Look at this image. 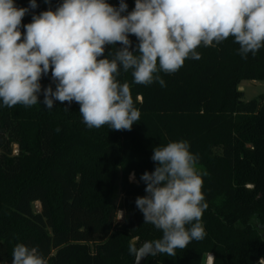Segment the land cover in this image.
Returning a JSON list of instances; mask_svg holds the SVG:
<instances>
[{
  "label": "trees",
  "instance_id": "1",
  "mask_svg": "<svg viewBox=\"0 0 264 264\" xmlns=\"http://www.w3.org/2000/svg\"><path fill=\"white\" fill-rule=\"evenodd\" d=\"M106 2L118 8L121 0ZM123 2L128 8L122 15H127L135 0ZM14 3L28 8L30 0ZM36 3L22 19V33L33 15L54 11L63 0ZM129 39L136 51L138 39L131 34ZM121 47L106 45L100 58L111 59ZM196 51L201 59L189 57L175 73L158 65L163 87L155 80L135 84L132 70L120 69L117 79L130 85L141 112L131 130L88 128L75 101H54L47 109L43 90L55 91L57 83L51 71L41 77L38 104L9 108L0 101V264H12L19 243L36 247L47 264H134L131 240L138 237L139 247L162 237L161 230L144 223L136 206V198L147 195L140 177L158 166L151 158L155 147L180 140L198 154V172L206 173L201 176L206 236L177 249L175 256L150 255L144 264H205L207 255L212 264H259L264 258V95L244 102L239 86L264 82V47L245 59L230 36Z\"/></svg>",
  "mask_w": 264,
  "mask_h": 264
},
{
  "label": "clouds",
  "instance_id": "2",
  "mask_svg": "<svg viewBox=\"0 0 264 264\" xmlns=\"http://www.w3.org/2000/svg\"><path fill=\"white\" fill-rule=\"evenodd\" d=\"M36 7V0L28 8L0 0V101L9 108L38 104L41 77L51 71L56 88L43 90L44 105L51 110L54 101L77 102L90 129L131 130L140 120L130 85L117 79L120 69L132 70L135 84L155 80L163 87L158 65L175 73L189 57L201 59L196 51L201 44L214 47L234 37L245 59L264 47V0H135L127 15H122L128 8L123 0L118 8L106 0H63L54 11L33 15L22 33L23 17ZM130 34L139 41L136 51L130 50ZM118 42L123 47L109 53L111 59L100 58L106 45ZM189 149L185 140L155 147L151 158L158 166L140 177L147 195L137 197L136 206L144 223L161 230L162 237L139 247L138 237L129 242L136 264L146 255L175 256L177 249L206 236L201 222L208 207L201 178L206 173L198 172V154ZM12 256V264H47L36 247L23 243L15 245Z\"/></svg>",
  "mask_w": 264,
  "mask_h": 264
},
{
  "label": "rangeland",
  "instance_id": "3",
  "mask_svg": "<svg viewBox=\"0 0 264 264\" xmlns=\"http://www.w3.org/2000/svg\"><path fill=\"white\" fill-rule=\"evenodd\" d=\"M239 91L243 93L242 100L244 102L251 101V100L256 99L257 97H259L261 95H264V82L244 81V82H242L240 84ZM263 104H264V102H263ZM15 149L16 148L14 147L13 148V150H14L13 154L14 155L16 154ZM130 181H134V180H130ZM122 200H123L122 195L120 194L119 189H118L117 193H116V197H115L116 206H120L122 204ZM34 209H35L36 212H39L40 211V205L38 203H36L34 205ZM118 214L121 215L124 218V211L123 210H120L118 212ZM123 218H122V220L124 221L125 218L124 219ZM207 256H205V258H204V263L205 264H206ZM210 256H212V255H210Z\"/></svg>",
  "mask_w": 264,
  "mask_h": 264
},
{
  "label": "built area",
  "instance_id": "4",
  "mask_svg": "<svg viewBox=\"0 0 264 264\" xmlns=\"http://www.w3.org/2000/svg\"><path fill=\"white\" fill-rule=\"evenodd\" d=\"M124 217H125V215H124ZM122 218H123V217H122L121 215L118 214L117 221L120 222V223H122V222H123ZM123 219H124V218H123ZM212 262H213V257L210 256V255H208V256H207V259H206V264H212Z\"/></svg>",
  "mask_w": 264,
  "mask_h": 264
},
{
  "label": "water",
  "instance_id": "5",
  "mask_svg": "<svg viewBox=\"0 0 264 264\" xmlns=\"http://www.w3.org/2000/svg\"><path fill=\"white\" fill-rule=\"evenodd\" d=\"M150 255H146L143 258L140 259L139 264H144V262L146 261V259L149 257ZM134 264H136V261H134Z\"/></svg>",
  "mask_w": 264,
  "mask_h": 264
}]
</instances>
